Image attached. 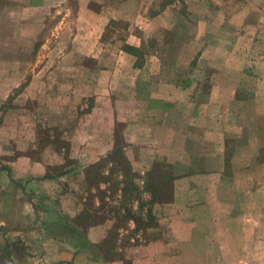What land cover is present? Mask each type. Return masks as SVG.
Returning <instances> with one entry per match:
<instances>
[{
	"label": "crops",
	"instance_id": "1",
	"mask_svg": "<svg viewBox=\"0 0 264 264\" xmlns=\"http://www.w3.org/2000/svg\"><path fill=\"white\" fill-rule=\"evenodd\" d=\"M62 1L19 0L0 9V23L13 42L20 21L47 32ZM74 1L69 40L57 39L70 26L62 19L41 43L60 50L55 58L29 74L27 60L0 58V96L15 104L38 92L47 109L55 97L56 113L74 114L55 121L65 147L0 159V264H264V0H181L182 13L176 0H139L133 13L111 0ZM186 16L195 24L183 39L157 36ZM110 19L130 21L123 43L139 56L103 39ZM116 143L139 191L127 203L120 172L113 195L99 183L104 201L83 180ZM149 172L171 178L151 188ZM45 173L54 177L34 179ZM86 207L105 214L85 223ZM128 210L134 216L121 218ZM120 218L114 240L127 241L102 257Z\"/></svg>",
	"mask_w": 264,
	"mask_h": 264
},
{
	"label": "rangeland",
	"instance_id": "2",
	"mask_svg": "<svg viewBox=\"0 0 264 264\" xmlns=\"http://www.w3.org/2000/svg\"><path fill=\"white\" fill-rule=\"evenodd\" d=\"M169 0H158L156 1L159 5H165L168 3ZM18 3L19 0H0V9L1 8H7L8 5L10 6L12 3ZM111 3L116 6H120L125 12L133 13L137 10H139V0H124L123 2H120L119 0H111ZM96 6V3L93 4ZM193 8L198 7L194 4L192 6ZM76 8V1L74 0H64L62 2H55L53 7L51 8V12L49 17L46 18V29H50L47 32H39V24L35 25L37 23L36 21L31 23H28L27 25L21 24L22 21L17 22L16 27V34L14 42L11 40V35L8 37L7 34V19H1V25L4 27L3 31H0V58H6L8 56L14 55L18 60L25 61L27 60V64L24 65L26 67L27 74L36 72L41 66V60L47 59L50 57H54L59 54L60 50L57 47L49 48L41 47V43L44 42L46 39L53 40L55 37L51 35V30L53 27L59 23L60 20L65 19L67 20V24L70 26L65 27L63 33L59 32L58 40H69L70 36V28L72 26L71 19L73 16V13ZM175 8L179 10L181 13L185 11V6L183 5L181 0H176ZM19 23V24H18ZM195 24V17L194 16H186L183 19L177 18L174 20V28L173 31H163L159 34L157 33V36L161 37L163 40L169 41V42H176L181 39H183L185 36L181 32L186 31V34L188 32L193 30ZM130 25V21L123 20V19H110L107 23V29L109 31H105L104 38L103 39H112L115 40L116 43L121 44V46L125 45L123 43V38L128 32V28ZM110 32V33H109ZM155 41V40H153ZM149 51H156V52H162L165 54V56L172 57L175 59H178L179 61L185 56L188 55V51L185 50H179L176 48H172L169 50H156L153 48L148 49ZM136 55L139 56V49H136ZM191 53V51H190ZM29 61V62H28ZM6 69V66H4ZM50 67L51 66H46ZM52 67H55L52 65ZM178 71L181 70V73L183 72L182 66H177ZM23 72V65L21 67L17 66L16 74L17 79L18 75ZM29 75H27V78ZM22 83V82H21ZM24 83V82H23ZM22 83V85H23ZM22 86H18L15 90L16 92L20 90ZM37 92V91H35ZM37 96H33L32 98H27L24 102V97H16L15 98V104L13 102V96H0V159L1 157H6L8 154H26L33 158H37L41 153H43L46 149L52 150L54 148H61L65 147V143L62 139V133L61 131L55 126V121L57 120H64L69 122L71 119V116L74 114H71L70 112H64V113H56L54 107H55V97L50 98L51 102L49 103V106H45V98L44 103L41 102L43 98H41L38 95V92L36 93ZM86 104L87 101H85ZM48 110V111H46ZM53 110V111H52ZM78 115V113L76 114ZM119 126H117V129ZM119 131V130H118ZM120 144V143H118ZM67 147V146H66ZM103 166L100 168L99 166H96L92 169L93 172L97 170H103L106 168H111L109 165L106 164V162H102ZM2 162L0 161V165ZM54 168V167H52ZM56 168V167H55ZM55 170V169H53ZM114 176L115 172L111 171L110 178H109V186L111 187L114 182ZM78 179L81 180V177H78ZM85 180V178H83ZM158 182V180H155ZM86 182V181H85ZM156 182V183H157ZM113 195V194H112ZM91 196L89 198V209H91ZM104 201V196H103ZM110 205H113V201L110 199L105 200ZM87 204V205H88ZM109 208V207H108ZM105 210L103 208H97L98 212L91 213L95 219H99L102 215L105 214ZM128 212V211H127ZM124 212L121 215H127L128 213ZM120 218L119 222H117V225H119L120 222H122V219ZM116 229L113 228L111 230V234ZM115 239V238H114ZM112 240V248L109 246V244H102L99 246L98 252H100L102 257H107L111 253V251L114 248V244L117 247V243L123 244V242H126L127 240L117 241ZM6 255L5 252L0 249V263H6Z\"/></svg>",
	"mask_w": 264,
	"mask_h": 264
},
{
	"label": "trees",
	"instance_id": "3",
	"mask_svg": "<svg viewBox=\"0 0 264 264\" xmlns=\"http://www.w3.org/2000/svg\"><path fill=\"white\" fill-rule=\"evenodd\" d=\"M123 50L133 53L136 55V49L128 46V45H123ZM122 146H120L119 144H115L113 145V148L111 150V152L109 154H107L102 160L95 162L85 168H83V172H84V178L85 181L88 183V185L90 186H95L96 187V197L99 198L101 201L103 200V196H104V191L98 189V185L99 183H104L107 185V188L110 190L111 194L114 193L115 188L119 185L120 181L116 179V173L120 172L122 174V184H123V189L125 191L124 192V202H130L134 197H138L139 196V191L137 192V188L134 182L135 179V174L133 172H131L129 165L127 163V161L125 160L124 156H123V152L121 149ZM102 162H106V163H110V167L108 169V174H103V170H97L95 172L92 171L93 168H95L96 166L100 165V168L103 166ZM113 173V171L115 172V176H114V182L112 184V186H109V176L110 173ZM54 177L51 174L45 173L42 176L36 177L34 179L36 180H44V179H50ZM171 177H165L163 175H157L154 174L153 172H149L148 174V180L146 182L148 187H158V186H163L165 184L168 183V179L170 180ZM155 180H158L155 181ZM157 182V183H156ZM110 194V195H111ZM155 196V197H154ZM157 196L156 194L153 195V199H155ZM125 205V204H124ZM127 215H123L122 217L125 218L127 216H134V214H132L131 212H127ZM149 213V212H148ZM136 217V216H135ZM93 218H95L91 213H88L87 211V207L83 210V212H81V215L79 216V219H81V221H85V223H87L88 219L89 222L91 223V221L93 220ZM96 220V219H95ZM139 221V219H137V222ZM139 225V222H138ZM118 225L116 224L114 227L116 229ZM115 232V231H114ZM114 232L113 234H110L109 237L105 238L104 243L105 244H109V246L112 248V240L114 239ZM112 239V240H111Z\"/></svg>",
	"mask_w": 264,
	"mask_h": 264
}]
</instances>
